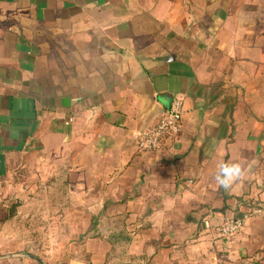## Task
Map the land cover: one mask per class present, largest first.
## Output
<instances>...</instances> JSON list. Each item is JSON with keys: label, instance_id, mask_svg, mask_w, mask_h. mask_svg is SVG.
<instances>
[{"label": "crops", "instance_id": "obj_1", "mask_svg": "<svg viewBox=\"0 0 264 264\" xmlns=\"http://www.w3.org/2000/svg\"><path fill=\"white\" fill-rule=\"evenodd\" d=\"M0 264H264V0H0Z\"/></svg>", "mask_w": 264, "mask_h": 264}, {"label": "built area", "instance_id": "obj_2", "mask_svg": "<svg viewBox=\"0 0 264 264\" xmlns=\"http://www.w3.org/2000/svg\"><path fill=\"white\" fill-rule=\"evenodd\" d=\"M184 113V101L176 98L163 117L137 138V147L144 152H154L160 149L166 137L176 136L181 129ZM71 120L67 122L69 124ZM243 221L226 222L219 228V234L226 238L237 235L243 228Z\"/></svg>", "mask_w": 264, "mask_h": 264}, {"label": "clouds", "instance_id": "obj_3", "mask_svg": "<svg viewBox=\"0 0 264 264\" xmlns=\"http://www.w3.org/2000/svg\"><path fill=\"white\" fill-rule=\"evenodd\" d=\"M241 175L239 165L221 164L214 176L216 184L225 190H228L232 183Z\"/></svg>", "mask_w": 264, "mask_h": 264}, {"label": "rangeland", "instance_id": "obj_4", "mask_svg": "<svg viewBox=\"0 0 264 264\" xmlns=\"http://www.w3.org/2000/svg\"><path fill=\"white\" fill-rule=\"evenodd\" d=\"M218 231H219V229H218ZM236 236V235H235ZM234 237V236H233ZM233 237H231V238H233Z\"/></svg>", "mask_w": 264, "mask_h": 264}]
</instances>
